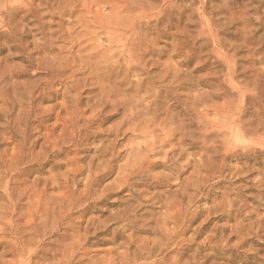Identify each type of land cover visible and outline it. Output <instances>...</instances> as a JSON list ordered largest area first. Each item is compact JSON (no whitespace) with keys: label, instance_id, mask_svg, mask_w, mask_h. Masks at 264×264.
Segmentation results:
<instances>
[{"label":"rangeland","instance_id":"rangeland-1","mask_svg":"<svg viewBox=\"0 0 264 264\" xmlns=\"http://www.w3.org/2000/svg\"><path fill=\"white\" fill-rule=\"evenodd\" d=\"M95 73L116 94L140 88L136 111L157 102L154 124L174 114L186 135L156 132L163 152L135 153L148 142L113 132L123 116L95 104ZM125 170L136 175L115 190ZM0 179V264H116L175 215L183 264H264V0H0ZM125 208L129 228L112 220Z\"/></svg>","mask_w":264,"mask_h":264},{"label":"bare ground","instance_id":"bare-ground-1","mask_svg":"<svg viewBox=\"0 0 264 264\" xmlns=\"http://www.w3.org/2000/svg\"><path fill=\"white\" fill-rule=\"evenodd\" d=\"M95 2V1H94ZM213 6V5H212ZM10 10V9H9ZM98 12V11H97ZM200 14V13H199ZM177 19V18H176ZM188 19V18H187ZM102 21V20H101ZM137 24V23H136ZM148 24V23H147ZM187 24V23H186ZM138 26V25H137ZM148 26V25H147ZM140 27V26H139ZM148 28H149V26H148ZM24 30V29H23ZM81 33V32H80ZM83 33V32H82ZM22 44V43H21ZM35 44V43H34ZM33 44V45H34ZM155 44V43H154ZM32 46V45H31ZM133 47H134V45H132ZM132 47V48H133ZM22 48V47H21ZM192 48V47H191ZM46 50V49H45ZM99 54V53H98ZM114 54V53H113ZM77 55V54H76ZM143 55V54H142ZM99 56V55H98ZM101 56V55H100ZM99 56V57H100ZM115 56V55H114ZM98 57V58H99ZM103 57H104V55H103ZM105 57H107V56H105ZM111 57V56H110ZM127 57V56H126ZM101 58H102V56H101ZM101 58H99V59H101ZM140 58H141V56H140ZM80 59V58H79ZM103 59V58H102ZM116 59V58H115ZM108 60V59H107ZM106 60V61H107ZM113 60V59H112ZM131 60V59H130ZM136 60H138V58L136 57ZM140 60H142V59H140ZM45 61V60H44ZM226 62H227V60H225ZM100 62V61H99ZM101 62H102V60H101ZM118 62V61H117ZM138 62V61H137ZM136 62V63H137ZM230 62V61H229ZM232 62V61H231ZM103 63V62H102ZM101 63V64H102ZM108 63V62H107ZM135 63V64H136ZM142 63H144L143 61H142ZM95 64H98V63H95ZM104 64V63H103ZM102 64V65H103ZM132 64V63H131ZM140 64L141 63H139V66H140ZM91 65V64H90ZM94 65V64H93ZM100 65V64H99ZM101 65V66H102ZM112 66H113V64H111ZM110 65V66H111ZM116 64H114V66H115ZM133 65V64H132ZM144 65V64H143ZM107 66H109V65H107ZM134 67H135V65H133ZM166 66V65H165ZM168 66V65H167ZM102 67H104V66H102ZM106 67V66H105ZM116 67V66H115ZM130 67V66H129ZM138 67V66H137ZM93 68L96 70L97 68L98 69H100V67H96L95 68V66H93ZM92 67H91V70L93 69ZM107 68V67H106ZM117 68V67H116ZM119 68V67H118ZM131 68H133V67H131ZM84 69V68H83ZM105 69V68H104ZM115 69V68H114ZM129 69V68H128ZM134 69H138V68H134ZM167 69H169V68H167ZM90 70V71H91ZM94 70V71H95ZM102 70V68L100 69V70H97V71H101ZM108 70V69H107ZM110 70H112V69H109V71ZM117 70V69H116ZM7 71V70H6ZM93 71V70H92ZM91 71V72H92ZM93 71V72H94ZM97 71H95V72H97ZM102 71H104V70H102ZM118 71V70H117ZM172 71H173V69H172ZM244 71V70H243ZM110 73L112 74V72L110 71ZM164 73V72H163ZM263 73V72H262ZM89 74V73H88ZM93 74V73H92ZM117 74V73H116ZM115 74V75H116ZM171 74V73H170ZM242 74V73H241ZM91 75V74H90ZM95 75L96 76H94L95 78H94V80L93 81H95L93 84H95V87L97 86L98 87V90H100V93H101V95H98L97 97V100H96V102H95V104H99L101 107L103 106V107H112V108H115V109H117V111H121V113H122V121H121V123H120V125H119V127H117L116 128V130L115 131H113V132H115V134L116 133H118L124 126L126 127L127 126V129H125V132H127V131H130V132H132V133H136L137 132V129L139 128V131L142 133L141 135H133L132 137H135V138H141L142 140H144V141H146V142H148V144L146 143L143 147H141V146H138V147H136V148H133V149H135V153H141L143 150L144 151H146V152H153V154H158V153H161V152H163V151H161L164 147L162 146V144H164V146H165V143H166V145H168L167 143V141L165 142L164 140H162V141H164L165 143H162V141L160 142L158 139H160V138H156V137H158L157 136V134H156V132H159L160 134H162L163 135V137H166L165 135H167V139H165V140H170V138L171 137H173V138H175L174 137V133H176V134H178V133H180V134H182V136H185L186 134H183V130L184 129H186V128H184L183 129V127L182 126H179L180 124H179V122H178V119H175V116H171V117H168V114H166L167 115V117L166 118H168V120H165L164 119V122H162L163 124L162 125H160L159 127H158V125H155V124H157L156 122V118H158L159 116L157 115V112H158V110L160 111V113H161V110L159 109V106H158V104H152V106H154V108L150 111V109H148L147 111H144L145 109H144V107H143V111H140L139 109V111L137 110L136 111V108H138V106H141V105H139V104H141V103H139V99L141 98L140 97V95H139V97L140 98H137V93L139 92V90L141 91V89L139 88V86H138V84H137V86H138V88H139V90L137 89V91L138 92H136V95L135 96H133V98H130V97H126V96H124V95H120V94H126L124 91H123V93L121 92L120 94H116V92H114L115 90V87H113L112 85H114V82H112V80H111V82L113 83L112 85H111V82H110V85H108L107 84V86L105 85L106 83H104L103 84V82H105V77L103 78L102 77V73L101 74H96L95 73ZM148 75V74H147ZM161 75V74H160ZM169 75V74H168ZM175 75V74H174ZM176 75H177V73H176ZM5 76V75H4ZM53 76V75H52ZM71 76H73V75H71ZM149 77H151L152 76V73H150V75H148ZM170 76V75H169ZM178 76V75H177ZM108 77H111V75L110 76H108ZM107 77V78H108ZM156 76H154V78H155ZM175 77V76H174ZM174 77L172 76V78L174 79ZM92 78V77H91ZM161 78V77H160ZM164 78H167V76L166 77H164ZM93 79V78H92ZM112 79V78H111ZM148 79V78H147ZM151 78H149L148 80H150ZM176 79V78H175ZM4 80V79H3ZM37 80V79H36ZM162 80V79H161ZM176 80H178V79H176ZM191 80V79H190ZM194 80V79H193ZM106 81H110V78H108V79H106ZM178 82V81H177ZM191 82V81H190ZM149 83V82H148ZM151 83V82H150ZM168 83V82H167ZM169 83H171V85H172V82L171 81H169ZM195 83V82H194ZM196 83L198 84V82L196 81ZM116 84V83H115ZM140 84H141V82H140ZM187 84V83H186ZM135 85V84H134ZM142 85V84H141ZM168 85H170V84H168ZM190 85V84H189ZM114 86H116V85H114ZM136 86V85H135ZM149 86V85H148ZM49 87V86H48ZM119 87V86H118ZM190 87V86H189ZM188 86H187V88H189ZM193 87V86H192ZM191 87V89L190 90H195V89H193ZM136 88V87H135ZM141 88H142V86H141ZM149 88V87H148ZM184 88V87H183ZM182 88V89H183ZM185 88H186V86H185ZM196 88V87H195ZM116 89H118L117 88V86H116ZM143 89H145L144 88V85H143ZM199 88H197L196 90H198ZM87 90V89H86ZM121 90V89H120ZM184 90V89H183ZM185 90H187V89H185ZM195 90V91H196ZM117 91V90H116ZM118 91H119V89H118ZM144 91H146V90H144ZM148 91H150V90H148ZM199 91V90H198ZM134 92V91H133ZM211 92V91H210ZM105 93H107V94H105ZM118 93V92H117ZM146 93V92H145ZM219 93V92H218ZM139 94V93H138ZM140 94H141V92H140ZM147 94V93H146ZM145 94V95H146ZM194 94V93H193ZM191 95V91H190V95L191 96H195V94L194 95ZM156 95V94H155ZM158 95V94H157ZM188 95V94H187ZM212 95V94H211ZM200 96V95H199ZM198 95L196 96V98H198L199 97ZM202 96V95H201ZM200 96V97H201ZM170 97V96H169ZM210 97V96H209ZM224 97V96H223ZM74 98V97H73ZM96 98V97H95ZM143 98V97H142ZM190 98V97H189ZM192 98V97H191ZM194 98V97H193ZM192 98V99H193ZM201 98H203V96L201 97ZM201 98H199V101H201L202 99ZM138 99V100H137ZM166 99V98H165ZM205 98H203V100H204ZM209 99V98H208ZM141 100V99H140ZM206 100V99H205ZM190 101V100H189ZM141 102V101H140ZM160 102H163V101H159L158 103H160ZM243 102V101H242ZM164 103H166V102H164ZM201 103H203V102H201ZM241 102H239V104H240ZM150 105H151V103H149ZM161 104H163V103H160V107H161ZM177 104V103H176ZM199 104V103H198ZM230 104V103H229ZM64 105V104H63ZM98 105V106H99ZM171 105H172V103H171ZM96 107H97V105H95ZM165 106H167V105H165ZM164 106V107H165ZM169 106V105H168ZM102 107V108H103ZM146 107V106H145ZM170 107V106H169ZM173 107V106H172ZM195 107V106H194ZM97 108H99V107H97ZM148 108H150L149 106H148ZM152 108V107H151ZM175 108V107H174ZM101 109V108H100ZM146 109H147V107H146ZM162 109V108H161ZM172 110H173V108H171ZM170 109V110H171ZM166 110V109H165ZM168 110V109H167ZM174 111V110H173ZM195 111V110H194ZM225 111H226V109H225ZM229 111V110H228ZM231 111V110H230ZM35 112V111H34ZM163 112V111H162ZM167 112V111H166ZM170 112V111H169ZM198 113V112H197ZM72 114V113H71ZM171 114H172V111H171ZM177 114H179V113H176V116H178ZM182 114V113H181ZM188 114V113H187ZM230 114V113H229ZM98 115V114H97ZM165 115V114H164ZM180 115V114H179ZM227 115H228V113H227ZM232 115V114H231ZM158 116V117H157ZM169 116H170V114H169ZM198 117V116H197ZM69 119V118H68ZM182 119V118H181ZM61 120V119H60ZM163 120V119H162ZM89 121V120H88ZM161 121V120H160ZM92 122V121H91ZM90 123V122H89ZM155 123V124H154ZM63 124V123H62ZM158 124H161V122H159ZM230 124V123H229ZM188 125H190V124H188ZM193 125V124H192ZM233 125V124H232ZM118 126V125H117ZM152 126H154L153 128H155V126L157 127V128H155V129H151L150 127H152ZM189 127H187V129H188ZM151 129V130H150ZM66 130V129H65ZM230 130V129H229ZM73 131V130H72ZM75 131V130H74ZM226 131H227V129H226ZM124 132V131H123ZM178 132V133H177ZM190 132V131H189ZM211 133V132H210ZM216 133H217V131H216ZM216 133H215V135H216ZM227 133V132H226ZM241 133H243V132H241ZM114 134V133H113ZM114 134V135H115ZM124 134V133H123ZM155 134H156V136H155ZM160 134H158V135H160ZM191 134V133H190ZM246 134V133H245ZM244 134V135H245ZM112 135V134H111ZM127 135V134H126ZM161 135V136H162ZM213 135V134H212ZM214 135V136H215ZM240 135V134H239ZM160 136V137H161ZM177 136V135H176ZM180 136V135H179ZM188 136V135H187ZM191 136V135H190ZM192 136H193V133H192ZM241 136V135H240ZM217 137V136H216ZM181 138V137H180ZM179 138V139H180ZM125 139V138H124ZM162 139V138H161ZM172 139V138H171ZM189 139V138H188ZM191 139H192V141H193V138H191L190 137V141H191ZM55 140V139H54ZM71 140V139H70ZM172 140H175V139H172ZM177 140V139H176ZM107 141H109V140H104V142L103 143H101V147L99 148V153H100V155L98 156V157H106V155L108 154V151H109V147H110V145L111 144H108V145H106L108 142ZM171 141V140H170ZM169 141V142H170ZM179 141H181V140H179ZM191 141V143H193ZM244 141V140H243ZM105 142H106V144H105ZM116 142V141H115ZM173 142V141H172ZM175 142V141H174ZM240 142H241V140H240ZM2 143V142H1ZM111 143H112V141H111ZM114 143V142H113ZM133 143V142H132ZM143 143V142H142ZM177 143L178 142H176V144H175V146L177 145ZM184 143V142H183ZM238 143V142H237ZM140 144V143H139ZM138 144V145H139ZM158 144V145H157ZM182 144V143H181ZM180 144V145H181ZM17 145V144H16ZM157 145V146H156ZM154 147V148H153ZM194 147V146H193ZM196 147V146H195ZM157 148V150L159 149V151H157L156 152V149ZM170 148V147H169ZM174 148L175 147H173V151L172 152H175L174 151ZM132 149V148H131ZM166 149V148H165ZM171 149H172V145H171ZM208 149V148H207ZM112 150V149H111ZM164 150V149H163ZM170 150V149H169ZM169 150H166L167 152L169 151ZM176 150V149H175ZM132 151V150H131ZM155 151V152H154ZM185 151V150H184ZM183 151V152H184ZM167 152H164V154L166 155V159H167V155H169L170 157H171V150L169 151L170 152V154H168ZM230 153V152H229ZM243 153V152H242ZM12 154V153H11ZM178 154H182V153H177V155ZM41 155V154H40ZM43 155V154H42ZM174 155V154H173ZM225 155H227V154H225ZM239 155V154H238ZM108 156V155H107ZM175 156V155H174ZM174 156H172V157H174ZM97 157V158H98ZM171 157V158H172ZM177 157V156H176ZM179 157V156H178ZM177 157V158H178ZM194 157V159H195V155L193 156ZM50 158V157H49ZM163 158H164V156H163ZM182 158H183V156H182ZM224 158V157H223ZM169 159V158H168ZM173 159H175V158H173ZM193 159V158H192ZM226 159V158H225ZM172 160V159H171ZM171 160H169V161H171ZM176 160V159H175ZM178 160V159H177ZM180 161V160H179ZM190 160H188V162H189ZM196 161V160H195ZM195 161H194V163H195ZM261 161V160H260ZM137 162V161H136ZM171 162H173V160L171 161ZM188 162L187 163H185V167H187L188 165H190V164H188ZM191 162V161H190ZM110 163V162H109ZM174 163V162H173ZM196 163L197 164H199L197 161H196ZM133 164V162L131 163V165ZM143 164V163H142ZM150 164V163H149ZM186 164H187V166H186ZM98 165V164H97ZM152 165V164H151ZM162 165V164H161ZM166 165V164H165ZM172 165V164H171ZM175 165V164H174ZM178 165H180V163H178ZM23 166V165H22ZM133 166V165H132ZM140 166H142V165H140ZM140 166H139V168L138 169H140ZM166 166H168V165H166ZM196 166H198V165H196ZM201 166V165H200ZM175 167V166H174ZM178 167V166H177ZM177 167H175L176 169H177ZM189 167V166H188ZM187 167V168H188ZM194 167V166H193ZM129 168V166L127 167V169ZM170 168V167H169ZM171 168L173 169V166H171ZM179 168V167H178ZM187 168H185V169H187ZM164 169V168H163ZM180 169V168H179ZM183 169H184V167H183ZM123 170V169H122ZM128 170H130V169H128ZM128 170L126 171L127 173H128ZM131 170H132V168H131ZM135 171V170H134ZM172 171V170H171ZM185 171V170H184ZM183 171V172H184ZM187 171V170H186ZM195 171V170H194ZM242 171V170H241ZM177 172V171H176ZM181 172V171H180ZM79 173V172H78ZM119 173V172H118ZM129 174V173H128ZM183 174V173H182ZM195 174H198V172H195ZM194 174V175H195ZM123 175V174H122ZM136 174H135V172H132L131 174H129L128 176L125 174V176L123 175V177H120L119 175H118V177L114 180V184H115V182H116V184H117V182L119 183V185L118 186H116V188H115V190H117L118 188H124V187H127L128 185H127V183H128V181H129V178L130 177H132V176H135ZM178 175V174H177ZM88 176V175H87ZM90 177V176H89ZM177 177V176H176ZM179 177V176H178ZM191 177V176H190ZM189 177V178H190ZM2 178V177H1ZM134 178V177H133ZM176 179V178H175ZM188 179V178H187ZM178 180H179V178H178ZM2 181V179H0V182ZM47 181V180H46ZM185 181V185H187L186 184V182L188 183V181L187 180H184ZM183 181V182H184ZM79 182V181H78ZM97 182H98V179L96 180V178H94V179H91L90 180V182H88L87 184H85V190H84V195H82V196H80V194L78 195V197L76 198V201L78 202V203H81V202H83L85 199H87V196L88 195H91L92 194V192H93V190L92 189H94L93 187L94 186H96V184H97ZM180 183H181V181H180ZM1 184V183H0ZM3 185H4V187H1L2 188V191H1V197H3V198H5V195H6V193H7V191H8V183H3ZM199 185V184H198ZM188 186H189V184H188ZM33 187V186H32ZM0 188V189H1ZM194 188H196V187H194ZM71 192V191H70ZM96 192V191H95ZM72 193H73V191H72ZM71 193V194H72ZM72 195H74V194H72ZM94 195H95V193H94ZM206 195V194H205ZM7 196H8V193H7ZM70 197V196H69ZM7 198V197H6ZM199 200V199H198ZM6 201V200H5ZM63 201V200H62ZM101 201V200H100ZM99 201V202H100ZM64 202V201H63ZM125 203H127V202H125ZM169 203V202H168ZM195 203H196V201H195ZM68 204H69V202H68ZM73 204V203H72ZM173 204V203H172ZM66 205H67V203H66ZM86 205V204H85ZM177 205V204H176ZM175 205V206H176ZM181 205V204H180ZM68 206V205H67ZM70 206V205H69ZM73 206V205H72ZM82 206H84V205H82ZM167 206V205H166ZM168 206H170L169 204H168ZM175 206H174V208H175ZM179 206V205H178ZM7 207H8V205L7 204H0V215H4L6 212H7ZM74 207V206H73ZM77 208V207H76ZM178 208V207H177ZM83 210V209H82ZM183 210V209H182ZM184 210H186V209H184ZM80 211H81V209H80ZM187 211V210H186ZM219 211V210H218ZM222 211H223V209H222ZM226 211V210H225ZM64 212V211H63ZM73 212V211H72ZM79 212V211H78ZM179 212V211H178ZM183 212H185V211H183ZM8 213V212H7ZM83 213H85V212H83ZM172 213V212H171ZM180 213V212H179ZM224 213V212H223ZM66 214V213H65ZM79 214H82V212H80ZM183 214V213H182ZM63 215V214H62ZM70 212H68L66 215H64V219H69L70 218ZM163 215V214H162ZM167 215V214H166ZM179 215V214H178ZM185 215H186V213H185ZM223 215H225V214H223ZM228 215V214H227ZM264 215V214H263ZM83 216V215H82ZM229 216H231V215H229ZM6 217V216H5ZM63 217V216H62ZM161 217H163V216H161ZM43 218V217H42ZM81 218V217H80ZM184 218H187V217H184ZM61 219V218H60ZM63 219V220H64ZM128 219H129V210H128V208H125L124 210H122V211H120L119 213H118V215L116 216V217H114L113 216V219L112 220H117L118 222H123L124 223V225L122 226V228H129L130 227V222H128ZM0 220H2V217H0ZM43 220V219H42ZM162 220V219H161ZM171 220V221H170ZM181 220V219H180ZM40 221H41V219H40ZM40 221H39V223H40ZM44 221V220H43ZM165 221V220H164ZM168 221H170L171 223H173L174 225H175V230L174 229H170L171 231L169 232H167V231H165V233L163 232L162 234H160L162 237L161 238H159L160 240H158V241H155V242H152L151 244H149V242H144V243H142V244H140L139 246H136L135 247V245H134V243L133 242H131V243H129V244H127V248H126V251H125V253H122L121 255L119 254L118 255V257L120 258V261L119 262H117L116 264H167V262H168V264H183L182 262H181V259L184 257V255H185V249H183L182 248V241H176V239L178 238V235H181V233L183 232L182 231V229H184V228H182V226L180 225L181 224V221H179V218L175 215V216H170V217H168ZM234 221V220H233ZM57 222V221H56ZM163 222V221H162ZM1 223V222H0ZM46 223H47V221H46ZM45 223V224H46ZM165 223V222H164ZM184 223H186V222H184ZM66 225H67V223H65ZM71 224V223H70ZM68 225L67 227H66V231L68 232L69 230H71V231H73V226H71V225ZM74 224V223H73ZM168 224V223H167ZM167 224H165V225H167ZM170 224V223H169ZM168 224V225H169ZM167 225V226H168ZM185 225V224H184ZM235 225V224H234ZM6 226V225H5ZM57 226V224L55 225V227ZM159 226V225H158ZM186 226V225H185ZM244 226H246V225H244ZM255 226V225H254ZM88 227V226H87ZM235 227V226H234ZM75 228V227H74ZM79 228V227H78ZM107 228V227H106ZM155 228H156V226H155ZM52 229V228H51ZM50 229V230H51ZM157 229V228H156ZM164 229V228H163ZM0 230L1 231H5V229H4V227H1L0 228ZM15 230V229H14ZM55 230V229H54ZM96 230V229H95ZM174 230V231H173ZM74 231H75V229H74ZM157 231V230H156ZM158 231H159V229H158ZM52 232V231H51ZM66 232V233H67ZM65 233V234H66ZM150 233V232H149ZM88 234V233H87ZM90 234V233H89ZM88 234V235H89ZM67 235V234H66ZM92 235H94V234H92ZM264 235V234H263ZM76 236H78V235H76ZM82 237H84V236H82ZM86 237V236H85ZM84 237V238H85ZM160 237V236H159ZM74 238V237H73ZM82 239V238H81ZM87 240V239H86ZM81 241V240H80ZM82 241H84V240H82ZM152 241V240H151ZM186 243V242H185ZM19 244V243H18ZM70 244V243H69ZM76 244V243H75ZM15 245V244H14ZM17 245V244H16ZM16 245L15 246H13V247H16ZM68 245V244H67ZM123 246V245H122ZM12 247V248H13ZM132 247H134V250L132 251V252H129L130 250H131V248ZM19 248V247H18ZM17 248V249H18ZM170 248H174L175 250H176V253L174 254V255H170L169 253H164V252H166L167 250H169ZM14 249V248H13ZM16 249V248H15ZM21 249H22V247H21ZM24 249V248H23ZM125 249V248H124ZM20 250V249H19ZM18 250V251H19ZM21 251V250H20ZM87 251V250H86ZM23 252H24V250H23ZM84 252V251H83ZM95 252V251H94ZM22 253V252H21ZM52 253V252H51ZM62 253V252H61ZM53 254V253H52ZM81 254V253H80ZM79 254V255H80ZM19 255H20V253H19ZM64 255V254H63ZM86 255V254H85ZM117 255V254H116ZM160 255H162L160 258L158 257V256H160ZM45 256V255H44ZM54 256V255H53ZM116 257V256H115ZM117 257V258H118ZM68 258V257H67ZM4 260V259H3ZM77 260V259H76ZM78 260H79V258H78ZM77 260V261H78ZM62 261H63V259H62ZM80 261V260H79ZM82 261V260H81ZM113 261H115V259L113 260ZM229 261V260H228ZM15 263V262H14ZM74 263V262H73ZM80 263V262H79ZM91 263V262H90ZM95 263V262H94ZM93 263V264H94ZM97 263H98V261H97ZM103 263H106V262H102V264ZM113 262H108L107 264H112ZM50 264H53L52 262L50 263ZM62 264V263H61ZM66 264H71V258H69L68 260H67V263ZM114 264V263H113ZM186 264V263H185Z\"/></svg>","mask_w":264,"mask_h":264}]
</instances>
